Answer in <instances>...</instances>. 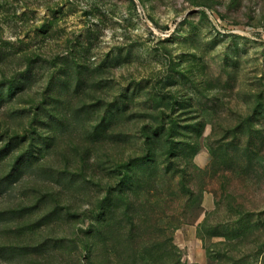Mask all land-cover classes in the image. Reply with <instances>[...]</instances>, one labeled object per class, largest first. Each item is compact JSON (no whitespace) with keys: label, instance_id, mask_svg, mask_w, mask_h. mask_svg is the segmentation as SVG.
<instances>
[{"label":"rangeland","instance_id":"rangeland-1","mask_svg":"<svg viewBox=\"0 0 264 264\" xmlns=\"http://www.w3.org/2000/svg\"><path fill=\"white\" fill-rule=\"evenodd\" d=\"M100 119L85 177L44 147ZM0 264H264V0H0Z\"/></svg>","mask_w":264,"mask_h":264},{"label":"trees","instance_id":"trees-1","mask_svg":"<svg viewBox=\"0 0 264 264\" xmlns=\"http://www.w3.org/2000/svg\"><path fill=\"white\" fill-rule=\"evenodd\" d=\"M31 56H33V54H22V57L25 60H27L28 57H31ZM76 77L77 78L81 77V74L78 75V72H76ZM82 81L83 79L81 80L80 84L82 83ZM66 82H67V72L63 71L61 74V79H59L58 82H54V81L51 82V85L49 88L51 89L50 100L52 101L54 100L53 104H48L47 101L49 100L46 101L45 98H42L34 102L36 109H38L34 112L36 117L38 114H41L42 111L46 113H49V111L54 112V111L62 109V106H65L66 103L70 104L72 102V97L76 95L69 93V92H65L66 94L58 93V88L60 87V85ZM50 105H53L52 108H48ZM100 120H101V124L98 123L95 126L83 129V131L79 130V132L78 130L75 129L71 133H66V135L64 136L61 135L60 138L55 134L57 133L56 131L53 132V130H50L51 133H49V135L46 138H44L46 140L44 147L50 150V152L53 151V149H56L57 150L56 157L59 158L60 156L67 163H69V161L73 159L74 161H72V164H71L73 165V167L70 168V170H72V172L75 171L76 173L81 174L82 176L85 177L90 167H92V163H89V161L93 160L95 157L94 151H95L96 145L102 144L104 142V140L102 139H104L103 137L105 136V133L107 131L106 128L108 125L113 123L110 120H105V121H103L102 119ZM54 121L57 122L59 125L63 123V120L59 119L58 117H55ZM48 127L52 128L51 125ZM152 135L157 137V132L153 130L150 135L146 136L147 141L143 144V154L139 155V158H138L139 161L143 163V166H145V170L143 169V171H146L149 175H155L156 173H158V170L163 169L161 165H157V166L155 165L154 163L155 158L153 154H150L151 153L150 144L148 145L147 143H150V140L152 141ZM42 148L40 149L37 147L36 148L37 151L35 153L29 152L27 156L26 154H24L23 161L25 160L27 164H30V163H33L34 160L41 158L43 154L41 152ZM174 156H178V155L174 154ZM44 161L46 162V159ZM116 167L117 166H115L114 168H111L112 169L111 171H113V173H115L114 171L116 170ZM65 172L67 173V171ZM128 172L129 173L126 175L125 179L123 180V183L121 184L123 187H126V184L128 186L130 184L131 186L132 182L135 181V176L140 174L139 171L133 168L132 170H129ZM41 200H43V198H40V201ZM126 207L127 206H125V208ZM126 211L129 214L133 213V210H130V209H127ZM128 221L130 225L134 226L133 218H130V220ZM94 229L98 230V227L96 226L94 227ZM96 233H98V231H96ZM91 252H92V255L94 252V255L92 257L96 258L94 247H92ZM168 252L170 251L168 250L167 252L162 253V257Z\"/></svg>","mask_w":264,"mask_h":264}]
</instances>
